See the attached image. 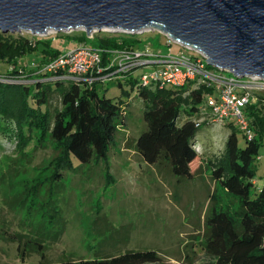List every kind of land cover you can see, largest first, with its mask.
<instances>
[{
  "label": "rangeland",
  "instance_id": "rangeland-1",
  "mask_svg": "<svg viewBox=\"0 0 264 264\" xmlns=\"http://www.w3.org/2000/svg\"><path fill=\"white\" fill-rule=\"evenodd\" d=\"M83 31H51L44 36L56 35L52 46L64 49L79 43L71 36L84 34L87 46L98 47V38L103 35L96 32L100 31L89 35ZM127 37L136 40L141 52H183L192 59L198 57L195 51L168 42V37L157 30ZM31 58L23 61L30 64ZM7 66L0 60V72ZM206 67L214 74L235 76ZM145 70L137 68L132 78L139 81ZM119 78L129 90L128 96L121 94L116 78L94 83L99 95L121 99L122 105L127 102L124 121L116 127L106 158L86 163L73 158L72 167L63 169L59 180L53 175L62 147L47 132H37L22 149L25 145H19L12 134L0 128V264H53L129 250H154L159 254V261L145 264H208L205 217L214 202L237 206L236 197L218 186L206 164L222 151L227 125L209 123L200 128L194 144L199 152L195 162L198 169L190 178L177 177L166 162L149 164L137 152L135 141L146 129L143 101L124 77ZM250 92L258 96L264 89ZM49 106H59L56 94ZM237 136L239 144L244 145L240 131ZM256 167L253 195L264 183V145L259 149Z\"/></svg>",
  "mask_w": 264,
  "mask_h": 264
},
{
  "label": "trees",
  "instance_id": "trees-1",
  "mask_svg": "<svg viewBox=\"0 0 264 264\" xmlns=\"http://www.w3.org/2000/svg\"><path fill=\"white\" fill-rule=\"evenodd\" d=\"M96 34L103 35L98 38L99 48H138L136 40L127 37L128 33L103 31ZM56 37L0 31V60L8 63L6 71L0 72V128L12 134L19 145H25L22 149L37 132H47L62 147L61 155L55 159L53 175L54 180H59L63 176L61 171L72 167L73 158L81 163L106 158L116 127L124 121L127 102L122 105L121 99L116 101L105 94L99 95L94 84L98 80L89 83L42 72L41 64L63 50L52 46L51 40ZM71 38L84 43V34ZM30 56L33 57L30 64L23 61ZM101 56L106 69L103 73H108L111 70L107 69L108 55L103 52ZM132 72L121 73L119 77H124L143 101L146 129L135 141L137 152L149 164L166 162L177 177H192L198 169L195 162L199 152L194 146L198 132L204 124L211 123L201 114L200 107L206 94L212 92V86L205 82H188L178 87L143 86L132 78ZM119 77L116 79L121 94L128 96L129 90ZM104 81L107 80H99ZM55 94L59 106L50 109ZM257 98L255 103L244 107L253 136L247 137L233 121L226 122L228 134L222 151L206 161L212 179L237 201L234 208L228 203L214 202L205 217L208 264H264V183L254 195L251 193L256 159L264 145V94H258ZM201 118L203 121L197 124ZM238 131L243 135L242 146ZM159 259L154 250H129L114 256L53 264H145Z\"/></svg>",
  "mask_w": 264,
  "mask_h": 264
},
{
  "label": "water",
  "instance_id": "water-1",
  "mask_svg": "<svg viewBox=\"0 0 264 264\" xmlns=\"http://www.w3.org/2000/svg\"><path fill=\"white\" fill-rule=\"evenodd\" d=\"M157 30L209 66L264 78V0H0V31Z\"/></svg>",
  "mask_w": 264,
  "mask_h": 264
},
{
  "label": "built area",
  "instance_id": "built-area-1",
  "mask_svg": "<svg viewBox=\"0 0 264 264\" xmlns=\"http://www.w3.org/2000/svg\"><path fill=\"white\" fill-rule=\"evenodd\" d=\"M49 32L51 31L47 33ZM168 42L174 43L169 37ZM186 49L195 51L198 57L192 59L183 52L172 54L148 49L141 52L138 48L109 50L90 47L79 42L75 47L63 49L57 56L42 63L39 69L47 74H57L90 83L94 80H110L119 77L121 73L144 67L147 70L143 71L139 78V84L143 86L157 84L159 87H178L188 82H196L195 84L205 82L212 86V92L206 94L200 107L201 114L206 115V119L213 124L233 121L242 133L251 138L253 130L244 107L258 100L257 96H253V92L250 91L264 89L262 86L264 78L244 77L242 79L238 76L228 78L222 74H214L207 69L208 63L201 52ZM103 52L108 55L107 69L111 68L108 73H103L106 70L102 65ZM203 119H198L197 124H200Z\"/></svg>",
  "mask_w": 264,
  "mask_h": 264
},
{
  "label": "crops",
  "instance_id": "crops-1",
  "mask_svg": "<svg viewBox=\"0 0 264 264\" xmlns=\"http://www.w3.org/2000/svg\"><path fill=\"white\" fill-rule=\"evenodd\" d=\"M227 134H228V132H227Z\"/></svg>",
  "mask_w": 264,
  "mask_h": 264
}]
</instances>
